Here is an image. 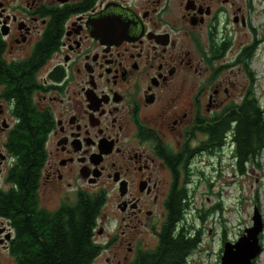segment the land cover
<instances>
[{
    "label": "flooded vegetation",
    "instance_id": "af4514ba",
    "mask_svg": "<svg viewBox=\"0 0 264 264\" xmlns=\"http://www.w3.org/2000/svg\"><path fill=\"white\" fill-rule=\"evenodd\" d=\"M254 2L0 0V195L16 189L20 135L30 158L40 117L37 207L102 201L94 238L106 236L105 264L124 247L116 264L154 250L172 193L191 204L192 178L224 154V120L257 100L256 44L238 31ZM13 240L0 216L9 255Z\"/></svg>",
    "mask_w": 264,
    "mask_h": 264
},
{
    "label": "trees",
    "instance_id": "16d2710c",
    "mask_svg": "<svg viewBox=\"0 0 264 264\" xmlns=\"http://www.w3.org/2000/svg\"><path fill=\"white\" fill-rule=\"evenodd\" d=\"M247 52L250 57L251 50ZM238 111H230L221 134L231 138L234 167L242 174L247 164L259 167L258 156L264 149V111L260 110L256 99L254 103H243ZM32 121L33 130L28 137L31 157L27 155L26 135L22 133L23 152L13 180L16 189L0 195V216L8 218L14 230V240L9 245L10 256L14 264H94L105 248L94 238L103 202L80 197L54 212L37 207L34 190L43 126L40 117L32 116ZM183 191L175 190L166 204L167 216L156 248L139 251L129 264H185L199 239L198 233L190 238L183 225L189 208V204L183 202ZM213 210L211 208L209 212Z\"/></svg>",
    "mask_w": 264,
    "mask_h": 264
},
{
    "label": "rangeland",
    "instance_id": "374dc122",
    "mask_svg": "<svg viewBox=\"0 0 264 264\" xmlns=\"http://www.w3.org/2000/svg\"><path fill=\"white\" fill-rule=\"evenodd\" d=\"M261 1L255 0L254 11L249 13L250 28L238 27V31L241 42L256 44L250 69L255 74V94L264 107V3ZM239 79H246L241 71ZM229 151L226 149V155ZM226 155L216 162H210L204 176L192 178L189 188L191 204L185 212L183 225L190 238L198 233L199 243L185 264H220L223 237L229 243L236 242L243 231L251 227L254 207L259 209L264 222V149L257 160L259 167L247 164L242 174L238 173L234 162ZM211 208L214 210L209 212ZM95 240L104 243L106 236H98ZM148 242L151 247L156 245L155 239L149 238ZM261 242L262 252L254 264H264V236ZM125 253L124 247L113 264L122 262ZM101 254L94 264H105L104 259L109 252ZM0 264H14L13 258L2 248Z\"/></svg>",
    "mask_w": 264,
    "mask_h": 264
},
{
    "label": "water",
    "instance_id": "95a60500",
    "mask_svg": "<svg viewBox=\"0 0 264 264\" xmlns=\"http://www.w3.org/2000/svg\"><path fill=\"white\" fill-rule=\"evenodd\" d=\"M252 225L243 231L235 243L224 242L220 264H253L261 254L260 234L264 224L257 207L253 208Z\"/></svg>",
    "mask_w": 264,
    "mask_h": 264
}]
</instances>
